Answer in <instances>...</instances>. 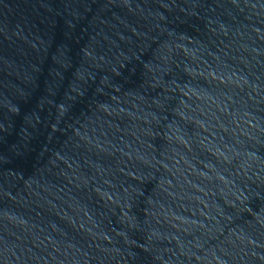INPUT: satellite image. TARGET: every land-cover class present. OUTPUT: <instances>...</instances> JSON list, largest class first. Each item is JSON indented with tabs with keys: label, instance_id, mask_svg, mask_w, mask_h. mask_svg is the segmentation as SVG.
Returning a JSON list of instances; mask_svg holds the SVG:
<instances>
[{
	"label": "water",
	"instance_id": "water-1",
	"mask_svg": "<svg viewBox=\"0 0 264 264\" xmlns=\"http://www.w3.org/2000/svg\"><path fill=\"white\" fill-rule=\"evenodd\" d=\"M0 264H264V0H0Z\"/></svg>",
	"mask_w": 264,
	"mask_h": 264
}]
</instances>
